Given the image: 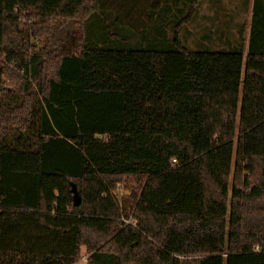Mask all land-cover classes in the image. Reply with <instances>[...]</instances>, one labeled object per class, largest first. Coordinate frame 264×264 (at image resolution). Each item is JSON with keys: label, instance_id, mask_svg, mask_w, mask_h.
Instances as JSON below:
<instances>
[{"label": "trees", "instance_id": "16d2710c", "mask_svg": "<svg viewBox=\"0 0 264 264\" xmlns=\"http://www.w3.org/2000/svg\"><path fill=\"white\" fill-rule=\"evenodd\" d=\"M201 2L0 0V264H264V0L235 51L181 44Z\"/></svg>", "mask_w": 264, "mask_h": 264}, {"label": "rangeland", "instance_id": "374dc122", "mask_svg": "<svg viewBox=\"0 0 264 264\" xmlns=\"http://www.w3.org/2000/svg\"><path fill=\"white\" fill-rule=\"evenodd\" d=\"M252 2L253 0H202L192 19L184 23L180 29L181 44L191 51H235V47L239 44H236V40H241L240 36H243L245 43L248 42ZM178 11L175 10V13L181 17ZM186 11L188 12V9H184L183 13ZM144 18L147 20L146 17ZM175 23V20L171 21L170 18L163 16L155 21L154 25L157 28L149 30L147 38H133L134 32H131V38H128V30L121 27H111V31L116 33L115 36L127 38H94L99 30L97 26L91 25L85 31L84 39L87 43H96L105 39V42L101 44L122 48L153 47L158 50H167L172 46L173 31L171 28ZM66 31L79 32V29L75 24H71L66 27ZM165 35L168 38H165ZM141 181V178L131 176L112 185L111 190L118 200L120 209L122 212L127 210L131 214L130 219H125V216L121 217L126 224L136 223L132 217V204L139 195ZM83 257L85 260L82 259ZM88 263L89 255L83 249L81 260L76 264Z\"/></svg>", "mask_w": 264, "mask_h": 264}, {"label": "water", "instance_id": "95a60500", "mask_svg": "<svg viewBox=\"0 0 264 264\" xmlns=\"http://www.w3.org/2000/svg\"><path fill=\"white\" fill-rule=\"evenodd\" d=\"M72 193H73V204L75 206L80 205L81 203V196L77 190V187L75 184L72 185Z\"/></svg>", "mask_w": 264, "mask_h": 264}, {"label": "built area", "instance_id": "2783aa9c", "mask_svg": "<svg viewBox=\"0 0 264 264\" xmlns=\"http://www.w3.org/2000/svg\"><path fill=\"white\" fill-rule=\"evenodd\" d=\"M129 223H132V224H133V222H129ZM256 249H258V247H256ZM82 259H83V260H85V258H84V257H83Z\"/></svg>", "mask_w": 264, "mask_h": 264}]
</instances>
